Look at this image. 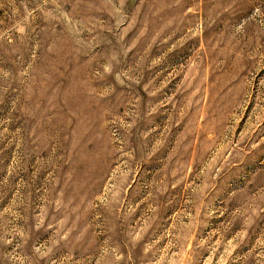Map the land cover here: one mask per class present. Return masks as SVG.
I'll return each instance as SVG.
<instances>
[{
    "label": "rangeland",
    "instance_id": "rangeland-1",
    "mask_svg": "<svg viewBox=\"0 0 264 264\" xmlns=\"http://www.w3.org/2000/svg\"><path fill=\"white\" fill-rule=\"evenodd\" d=\"M0 264H264V0H0Z\"/></svg>",
    "mask_w": 264,
    "mask_h": 264
},
{
    "label": "bare ground",
    "instance_id": "bare-ground-1",
    "mask_svg": "<svg viewBox=\"0 0 264 264\" xmlns=\"http://www.w3.org/2000/svg\"><path fill=\"white\" fill-rule=\"evenodd\" d=\"M90 159V158H89Z\"/></svg>",
    "mask_w": 264,
    "mask_h": 264
}]
</instances>
